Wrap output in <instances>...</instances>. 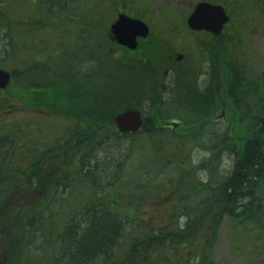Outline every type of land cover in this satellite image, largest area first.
I'll return each mask as SVG.
<instances>
[{
  "label": "trees",
  "instance_id": "obj_1",
  "mask_svg": "<svg viewBox=\"0 0 264 264\" xmlns=\"http://www.w3.org/2000/svg\"><path fill=\"white\" fill-rule=\"evenodd\" d=\"M203 1L223 5L236 28L252 0ZM128 7V0H0V68L12 73L1 101H17L21 115L0 124V233L14 242L1 264H114L123 256L124 264H215L225 219L251 226L249 237L258 232L264 255V73L244 72L239 28L234 40L227 24L201 45L209 63L203 90L175 75L163 89L162 72L173 70L158 57L167 42L141 40L136 57L112 38L120 12L143 19ZM229 105L247 126L239 139L229 122L213 120ZM129 109L142 111L143 128L120 133L114 117ZM29 112L70 124L47 129L25 119ZM175 121L181 133L162 126ZM188 146L183 155L166 150ZM30 188L39 197L21 201L13 226L3 227L10 198ZM149 199L162 210L156 221L144 210Z\"/></svg>",
  "mask_w": 264,
  "mask_h": 264
},
{
  "label": "rangeland",
  "instance_id": "obj_2",
  "mask_svg": "<svg viewBox=\"0 0 264 264\" xmlns=\"http://www.w3.org/2000/svg\"><path fill=\"white\" fill-rule=\"evenodd\" d=\"M202 1L203 0H128V8L130 9L128 10L129 13L134 11H137L138 13L141 11L145 12L143 19L141 20L145 21L150 27V36L143 40L144 45L149 44L151 40L157 39L167 42L166 48L162 49L160 56L158 57L160 59L166 58L165 66L173 67L172 72L176 79L179 80L178 78H181V81H178L180 84H183L182 82L186 80L191 81L193 85L196 83L197 76L195 70L192 72V68H194L196 63L199 62L196 57L199 58L200 64L206 63L204 61L205 54L203 56L201 55V45L203 42L210 39V35L208 36L202 32H191V30L186 25V19L188 15L191 13L195 5ZM247 12V16L243 22L239 23V25L237 23V27L239 28L238 31L240 33H238V37L236 38L237 41L235 40L234 36V32L237 27L231 28L233 27L232 21L228 24L231 29L225 30L224 33H226V37H228L229 34V36H234V45L236 47L235 52H238L240 57H244V55L246 56L247 60L245 59L244 72H246L250 77L260 78L264 73V0H252L249 8H247ZM233 47L234 46L230 44L229 51H232ZM114 51L115 48L112 47V49L109 51V55ZM180 52L185 53L186 56L183 59L176 60L177 53ZM132 54L138 57L141 53L133 52ZM163 74L164 73L162 72V77L159 78V86L165 89L166 86H169L168 81H170V79L167 78V73L164 76ZM4 95L5 94H0V103L2 105L0 106V124L8 121H21V115L15 113L17 112L18 108L15 106L17 104L19 105V103L12 99V102L9 104H12L13 106L3 105L1 100L5 98ZM229 107L230 111L225 109L216 110L214 117L216 119H221L220 122H218V127H221L229 122L230 127L233 131H235V134L239 136L237 137L239 139L246 131L245 129H247V126L245 121L242 120L238 114L233 112V108H231L230 105ZM24 117L30 121H42L44 124H46L45 128L53 130L55 128L64 129L70 124V122H68L65 118L59 117L57 115L53 117L51 115H38L34 112H29ZM47 118L51 120H46ZM175 123L176 124L173 125L172 122H167L162 124V126L166 125L173 132L181 133L183 126H180V124H178L176 121ZM191 129L190 131H192ZM238 139L237 143H241V141ZM166 150L174 155H183L189 153L190 147L188 146L187 148L185 147L179 150L168 148ZM192 153L196 160L199 161L201 159V150L195 148ZM25 183L28 184L29 182L25 181ZM20 194L21 198H19L17 195L12 196L10 198L13 199L11 204L8 202L9 206L4 207L5 212L9 211L10 219L9 221L6 220V224L3 225V227L8 226L11 228L13 226L15 217L12 216V212L14 208L18 207V204L21 201L24 202V205H28L33 203L34 200L39 197V195H37L36 189L34 188H30V190L24 189V191H21ZM152 205V201H150V199L147 200V203H144V210L150 216V221H156L159 217H161L162 210L156 211L154 209L155 207L152 208ZM250 227L239 228L235 227L227 219L223 221L218 231L216 244L211 255V258L215 264H249L250 261H252V257L256 255L261 258L260 261H264V255L258 247V244L260 243L255 240V238L258 236V232L253 234V237H249L248 231H250ZM1 243L3 244L1 245ZM13 244L14 242L10 236H5L3 233H0V259H3L2 261H6V253H4L3 248L8 250L13 246ZM2 254L5 256V258H2ZM124 259L125 256H123L114 264H124L122 263Z\"/></svg>",
  "mask_w": 264,
  "mask_h": 264
},
{
  "label": "water",
  "instance_id": "obj_3",
  "mask_svg": "<svg viewBox=\"0 0 264 264\" xmlns=\"http://www.w3.org/2000/svg\"><path fill=\"white\" fill-rule=\"evenodd\" d=\"M229 20L223 5L202 1L196 4L187 17V25L193 31L204 30L217 36L222 33ZM111 33L118 45L134 51L139 46V40L150 35V27L145 21L121 12L111 25ZM11 79V73L0 68L1 90L8 87ZM114 123L120 133H137L144 125L143 113L140 109L123 111L114 117Z\"/></svg>",
  "mask_w": 264,
  "mask_h": 264
},
{
  "label": "flooded vegetation",
  "instance_id": "obj_4",
  "mask_svg": "<svg viewBox=\"0 0 264 264\" xmlns=\"http://www.w3.org/2000/svg\"><path fill=\"white\" fill-rule=\"evenodd\" d=\"M202 33H205L206 35H210L209 38H211L213 35L205 32V31H201ZM195 33V32H194ZM186 56L185 53L183 52H180V53H177V56H176V60H180V59H183L184 57ZM199 62L196 63V66L194 68H192V72L195 70V73H196V76H197V80H196V83L199 85L200 89L203 90V88L206 86V83L208 81V72H209V63L206 61V59L204 60L206 63H201L200 64V60L197 59ZM172 72V68L168 69L167 70V74H168V79H170L169 82H171L172 80V77H174V74ZM172 84V82H171ZM214 121H220L221 119H216L215 117L213 118Z\"/></svg>",
  "mask_w": 264,
  "mask_h": 264
}]
</instances>
